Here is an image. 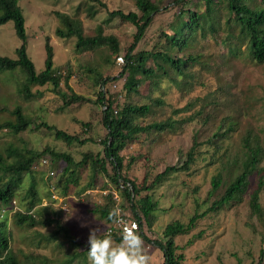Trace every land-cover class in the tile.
Returning <instances> with one entry per match:
<instances>
[{
  "label": "rangeland",
  "instance_id": "1",
  "mask_svg": "<svg viewBox=\"0 0 264 264\" xmlns=\"http://www.w3.org/2000/svg\"><path fill=\"white\" fill-rule=\"evenodd\" d=\"M99 1L106 6H101ZM165 1L169 4L173 0ZM89 2L99 10L94 17L88 14ZM19 3L26 17L27 51L36 70L41 71L44 68L45 41L49 36L54 47L55 66L64 76L69 75L68 83L72 90H69L63 79L61 91H65L69 96L77 93L89 97L90 100L74 101L64 107L65 99L62 93L52 90L50 85L33 87V91L39 90L42 93L32 99L26 98L18 90V85L24 80L23 72L19 70L20 68L13 71L5 70L0 73V123L8 121L12 117L11 110L19 105L26 117H30L35 122L34 124L45 121L69 133L78 134L82 138L91 137L93 140L84 144L75 142L69 145L45 127L34 130L32 125L19 133L4 128L0 131V151L4 152L10 144L39 151L50 146L55 150L70 153L77 161L88 151L93 153L103 151L101 139L105 137L107 130L102 123V108L96 103L100 86L96 83L95 76L98 73H102L105 77L120 74L121 65L118 62H124L118 60V57L123 56L125 60L126 48L134 41L136 28L119 16L110 17L109 10L139 11L135 0H19ZM169 6L170 9L161 8L160 13L155 15L144 38L138 43L136 51L152 49L160 40L161 29L168 26L177 11L173 3ZM57 12L77 16L83 23L85 33L90 36L97 34V27L102 24L104 35L117 37L121 47L120 54L116 58L113 56L115 59L111 57L107 61L106 50L77 53L75 37L61 38L56 34V28L60 25ZM21 43L12 20L0 26V54L17 57L16 50ZM196 49L201 50L205 57L214 60L212 67L200 72V82L190 90L177 87L166 80L153 94L165 101L163 106L156 108L157 115L161 118L166 117L173 108H184L196 97H204L209 92L216 91L219 83L221 85L228 83L230 94L221 91V87L219 92L224 96L221 100L225 101L226 97L229 99L227 114H231L233 120L237 122V131L223 140L222 149L217 156L211 157L214 148L203 146V154L192 165L190 171L172 174L169 180L153 189L154 198L159 200L156 210L158 218L152 228H148L145 222L142 227L150 239H163V230L168 223L174 220L188 223L196 212L203 213L223 194L224 185L211 193V181L220 167L219 157L226 149L237 150L240 146V138L250 130L259 134L264 140V63L253 64L251 61L235 57L228 59L225 49L214 41L200 40ZM218 72L220 79L217 76ZM123 80L124 78H121V81L110 84L111 91H121ZM118 97L121 102L124 100L120 94ZM132 100L150 101L148 97L142 95H133ZM203 103L204 101H200L191 110L184 109L174 114V117H186L199 109ZM218 114H215L208 124L195 119L163 133L152 132L148 136L142 133L138 142L122 151L127 158L132 155L138 158L129 169L130 177L138 180L139 183H142L145 177L151 182L155 174L164 170L166 166L183 163L185 154L193 143L195 132H199L202 138L210 135L217 127L215 123L223 116L221 112ZM86 121L90 123L89 127L82 124ZM210 161L214 162L210 163ZM61 164L64 165V162ZM262 165L264 166V161ZM109 168L111 169V165ZM34 170L37 189L42 198L41 204L45 206L43 216H57L60 218V223L67 227L68 232L60 231L56 240L48 239L37 246L39 235L36 231L49 235L56 225L53 223L46 227L24 229V225L13 226L14 222L9 214L7 224L8 229L13 233L12 250L22 249L27 254L38 252L48 255L52 260L62 261L77 251L71 241L73 237L82 245L80 250L83 251L91 242L105 235L108 221L90 209L95 204L106 203L109 190L113 191L114 200L120 204L123 198L113 182L108 181L103 174H98L94 185L90 186L88 183L91 181V171L85 166L81 169L82 182L77 188L71 189L67 196L61 195L58 188L57 197H53L50 185L59 182L60 175L56 174L48 179L47 172L44 174L45 171ZM29 177V174H25V182L17 194L18 200L23 194L22 189L28 186ZM257 182L258 176L254 175L249 192L242 203L225 206L217 212L200 217L190 233L176 237L178 252L185 255L182 264H260L264 248V188L260 197L263 216L252 215L249 205L250 192L257 187ZM83 187L85 189L79 192ZM121 213L135 221L128 207L122 208ZM63 240L68 241L67 245L59 247L60 241ZM137 240L138 237L134 240L129 238L123 243H118L111 239L87 252L86 262L78 260L72 264H163L164 257L160 247L141 237L139 243L136 242Z\"/></svg>",
  "mask_w": 264,
  "mask_h": 264
},
{
  "label": "trees",
  "instance_id": "2",
  "mask_svg": "<svg viewBox=\"0 0 264 264\" xmlns=\"http://www.w3.org/2000/svg\"><path fill=\"white\" fill-rule=\"evenodd\" d=\"M165 2V0H135L139 11L109 10L110 17H121L133 24L136 31L134 41L126 48L124 63L118 62L121 65L120 74L105 77L102 73H98L95 76L96 83L100 86L96 103L102 108V123L107 130L105 137L101 139L103 151L97 153L88 151L78 161L70 153L55 150L50 146L39 151L10 144L4 152L0 151V264H72L78 260L86 262L87 252L96 246H102L111 239L123 243L129 238L134 240L137 237V243L141 237L160 247L164 257L163 264H182L185 255L178 252L179 245L176 243V237L190 233L200 217L217 212L225 206L242 203L249 192L254 175L258 176V182L257 187L250 192V210L252 215L263 216L260 197L264 188V166L262 165L264 140L259 134L250 130L240 138V146L237 150L226 149L219 157L220 167L212 177L211 193L217 191L222 185L225 186V190L203 213L196 212L188 223L180 220L168 223L163 230L161 240L148 238L142 229L143 222L148 228H152L158 218L156 210L159 200L154 198L153 189L169 180L172 174L190 171L192 165L203 154V146L214 148L211 157L217 156L222 149L223 140L237 131V122L233 120L234 117L231 114H227L229 99L226 97L225 101L221 100L224 96H221L219 92L221 87V91L224 90L229 95L228 83H222V85L219 83L216 91L209 92L204 97H196L184 108H173L169 115L162 118L158 117L156 108L163 106L165 101L155 97L154 92L166 80L188 90L200 82V72L211 68L214 62L213 59L205 57L201 50L196 49L200 40L214 41L222 46L228 59L235 57L251 61L253 64L264 63V0H173L169 4ZM99 3L103 7L106 6L101 1ZM171 3L177 7V11L168 26L161 29L160 40L152 49L136 51L138 43L144 38L155 15L160 13L161 8L170 9ZM88 6L89 16L94 17L99 10L90 2ZM57 15L60 18V25L56 28V34L61 38L75 37L77 53L106 50L108 53L105 60L107 61L120 54L121 47L117 37L104 35L102 24L98 25L97 34L90 36L85 33L83 23L77 16L64 12H57ZM9 20L14 22L16 34L22 43L16 50L17 57L0 54V73L20 68L19 70L24 74V80L18 85V90L22 95L32 99L42 93L39 90L33 91V87L50 85L52 90L62 93L65 99L64 107L74 101L90 100L89 97L77 93L69 96L65 91H61L63 79L69 90L71 89L68 83L69 75L64 76L55 66L54 47L49 36L45 41L44 68L41 71L36 70L27 51L26 17L19 0H0V26ZM213 67L218 68L214 65ZM217 76L220 79L219 72ZM121 78H124L121 91H111L110 84L121 81ZM119 94L124 97L122 102L118 97ZM133 95L148 97L150 101H133ZM200 101L204 103L190 115L183 118L174 117V114L184 109L191 110ZM213 111L216 115L220 112L223 115L220 121L215 123L217 127L205 138H202L199 132H195L193 143L186 152L183 163L166 166L164 170L155 174L151 182H148L145 177L143 182L139 183L138 180L130 177L129 169L135 161H138V158L134 155L127 158L122 151L138 142L142 133L147 136L152 132L163 133L195 119L208 124L215 116ZM11 114L12 117L8 121L0 123V131L8 128L13 133H19L33 125L34 130L39 127L50 129L58 139L64 140L69 145L75 142L84 144L93 140L91 137L82 138L78 134L69 133L45 121L34 124L35 122L30 117H26L19 105L11 110ZM82 124L86 127L90 126L88 121ZM43 158L49 159V169L54 171L55 175H60V181L55 184V188L56 192L59 188L63 196L69 195L71 189L80 185L82 182L80 172L85 166H88V170L91 171V181L88 183L90 186L94 185L96 175L106 176L108 181L116 185L123 199L118 204L114 200L113 191L108 189L106 203L95 204L90 210L108 221L109 226L114 223L117 208L128 207L132 211L133 218L139 221V230L132 237L120 232L107 234L105 231V235L91 242L83 251L80 250L82 245L73 237L71 241L77 251L62 261L52 260L48 255L38 252L27 254L22 249L12 250L13 233L11 229H8L7 224L9 214L14 222L13 226L24 225V229L46 227L53 223L56 225L49 235L36 231L39 235L36 241L37 246L48 239L56 240L59 238L60 231L68 232L67 227L60 223V218L57 216H43L45 206L41 204L42 198L37 189L34 170L44 171L40 169ZM59 161L64 162V165ZM212 162L214 161H210ZM47 172L46 178L49 179V171ZM25 174L30 176L28 186L22 189L23 194L18 200L17 194L25 182ZM84 189L85 187L80 188L79 192ZM67 243V240L60 241L59 247ZM263 254L264 248L260 264H264Z\"/></svg>",
  "mask_w": 264,
  "mask_h": 264
},
{
  "label": "built area",
  "instance_id": "3",
  "mask_svg": "<svg viewBox=\"0 0 264 264\" xmlns=\"http://www.w3.org/2000/svg\"><path fill=\"white\" fill-rule=\"evenodd\" d=\"M118 60L124 61L123 56H119ZM104 89V87H103ZM48 160L44 159L43 164H47ZM50 174L53 175L54 171H50ZM54 197H57L54 195ZM116 218L114 219V223L112 225H109L106 229V233H114V232H120L124 234L125 236L132 237L135 235V233L139 230V221L135 219L132 220L128 217H126L123 213H121V208H117L116 212Z\"/></svg>",
  "mask_w": 264,
  "mask_h": 264
},
{
  "label": "clouds",
  "instance_id": "4",
  "mask_svg": "<svg viewBox=\"0 0 264 264\" xmlns=\"http://www.w3.org/2000/svg\"><path fill=\"white\" fill-rule=\"evenodd\" d=\"M44 159H47V158H43V159H42L41 164H40V169H43L45 172L49 171V175H50V177H54V176H55V172H54L53 175L50 174V171H52V170L49 169V159H47V160H48V163L45 164V165L43 164V160H44ZM47 173H48V172H47ZM50 192H51V195H52L53 197H54V195L57 196V192L55 191V185H53L52 187H50Z\"/></svg>",
  "mask_w": 264,
  "mask_h": 264
}]
</instances>
